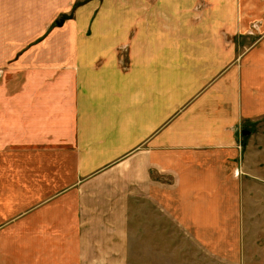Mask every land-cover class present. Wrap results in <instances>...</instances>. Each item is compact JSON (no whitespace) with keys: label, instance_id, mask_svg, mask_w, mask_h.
<instances>
[{"label":"crops","instance_id":"0c3cea01","mask_svg":"<svg viewBox=\"0 0 264 264\" xmlns=\"http://www.w3.org/2000/svg\"><path fill=\"white\" fill-rule=\"evenodd\" d=\"M252 209L264 0H0V264H243Z\"/></svg>","mask_w":264,"mask_h":264},{"label":"rangeland","instance_id":"374dc122","mask_svg":"<svg viewBox=\"0 0 264 264\" xmlns=\"http://www.w3.org/2000/svg\"><path fill=\"white\" fill-rule=\"evenodd\" d=\"M6 60L7 59H4V61ZM6 62L8 63L9 60ZM256 213L258 212L253 209L250 211V215L248 216L250 223L249 227L246 229V232L241 235L240 240H242L243 243L242 241L240 243L239 257L241 259V254L244 252L243 264H264V212L261 210V218H258L259 216H257ZM244 218L246 221V214ZM168 226L169 224L166 222V227ZM165 236L166 238L168 236L170 237L169 234ZM173 243L181 244L179 249L175 247L176 251H174L172 259L165 260L164 264H224L214 257H211L193 241L191 245L190 241L183 235L175 234V239H171L167 242L170 247Z\"/></svg>","mask_w":264,"mask_h":264},{"label":"water","instance_id":"95a60500","mask_svg":"<svg viewBox=\"0 0 264 264\" xmlns=\"http://www.w3.org/2000/svg\"><path fill=\"white\" fill-rule=\"evenodd\" d=\"M243 134H245V135H246V134H248V132L244 131V132H243Z\"/></svg>","mask_w":264,"mask_h":264}]
</instances>
